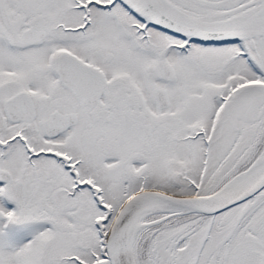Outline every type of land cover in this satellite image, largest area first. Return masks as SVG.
I'll return each instance as SVG.
<instances>
[{"label": "snow or ice", "instance_id": "1", "mask_svg": "<svg viewBox=\"0 0 264 264\" xmlns=\"http://www.w3.org/2000/svg\"><path fill=\"white\" fill-rule=\"evenodd\" d=\"M0 264H264V0H0Z\"/></svg>", "mask_w": 264, "mask_h": 264}]
</instances>
